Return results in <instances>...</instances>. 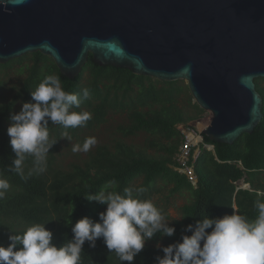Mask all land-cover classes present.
<instances>
[{"label": "trees", "instance_id": "obj_1", "mask_svg": "<svg viewBox=\"0 0 264 264\" xmlns=\"http://www.w3.org/2000/svg\"><path fill=\"white\" fill-rule=\"evenodd\" d=\"M24 56L0 63V68H7L14 61H21ZM32 65L23 79L18 95L23 94V103L31 102V92L47 75L59 77L62 87L67 92L77 93L81 103L91 112V119L86 125H92L104 120L110 109L125 111L128 122L118 127L124 136L135 135L140 131L157 135L166 140L161 145L158 155H151L124 140H117L112 147L98 145L91 151L83 163H72L67 170L54 166L51 161L56 141L65 129L63 126L48 122L49 132L54 133L51 141H55L47 155L46 170L33 171V157L26 155L22 168V178L14 170V153L5 133L3 121L14 104V99L0 103V177H4L10 188L0 199V245L7 247L11 241L10 235L21 234L8 226L6 217L19 218L32 225L44 224L53 235L52 243L57 247L72 239L71 231L80 218L88 217L98 222V214L105 211L106 205L95 201H88L87 194H96L109 181H115V190L123 194L126 187L132 188V181L142 176L139 187L150 188L157 180H164L172 184V190L188 189L193 199L180 206L181 219L174 224L175 232L165 236L163 246L145 244L143 250L134 257L132 264H155L157 256L162 257V247L175 242H181L185 226L195 224L207 218H222L237 212L254 219L257 215L254 202L258 198L256 190L264 192V86L255 79L256 88L263 98L262 118L252 132L242 133L233 143H222L210 140L205 134L204 142L212 144L214 150L203 149L194 163L197 177L196 185L188 181L187 177L174 169L175 154L181 142V131L177 125L197 117V114L186 115L176 106L175 94L181 91V86L175 81H160L169 85V89L157 90L153 86L152 78L134 74L125 67L111 64L95 63L89 54L87 62L75 78H68L59 72L53 59L40 52L31 53ZM156 81H159L155 79ZM186 89L187 84L185 85ZM138 93L135 98L132 93ZM90 90V97L83 98V90ZM164 95H158V93ZM160 101V107L143 110L140 105H148V101ZM197 111L202 109L193 104ZM74 111L79 112L74 107ZM32 175H28L29 172ZM244 178L250 183L252 190L237 188L235 182ZM143 198V194L140 197ZM264 199V197H261ZM236 204V211L233 204ZM210 231V230H209ZM158 237L161 233H156ZM18 247H20L18 245ZM81 264H129L120 261L117 255L110 252L98 238L95 247H89L85 241L82 246Z\"/></svg>", "mask_w": 264, "mask_h": 264}, {"label": "water", "instance_id": "obj_2", "mask_svg": "<svg viewBox=\"0 0 264 264\" xmlns=\"http://www.w3.org/2000/svg\"><path fill=\"white\" fill-rule=\"evenodd\" d=\"M37 51L71 79L91 54L184 80L212 114L202 132L216 142L233 143L262 118L264 0H0V63Z\"/></svg>", "mask_w": 264, "mask_h": 264}, {"label": "clouds", "instance_id": "obj_3", "mask_svg": "<svg viewBox=\"0 0 264 264\" xmlns=\"http://www.w3.org/2000/svg\"><path fill=\"white\" fill-rule=\"evenodd\" d=\"M31 97L35 102L22 103L20 111L10 116L7 128L15 157L12 170L22 178L26 155L34 158L33 171L46 170L47 155L55 143L49 137V120L68 129L84 126L91 119L89 112L70 110L79 108L81 99L77 93L65 91L56 75L45 76ZM89 97L90 90L84 89L83 98ZM64 135L67 137V132ZM96 143L94 137L86 138L73 151L87 152ZM115 187L116 182L109 181L98 193L85 196L90 202L106 205L105 211L98 214V222L80 218L72 225V239L59 247L52 243L53 235L44 224L34 223L21 234L10 235L7 247L0 245V264H81L85 241L95 247L98 238H103L106 248L121 262L132 264L156 233L169 237L174 234L175 228L165 222L162 210L150 199L140 198L146 191L144 187H126L123 194ZM9 188V182L0 178V199ZM256 196L254 219L233 212L222 218L205 217L195 226L188 224L184 231L192 234L162 247L163 256H157L155 264H264V192L256 190Z\"/></svg>", "mask_w": 264, "mask_h": 264}, {"label": "rangeland", "instance_id": "obj_4", "mask_svg": "<svg viewBox=\"0 0 264 264\" xmlns=\"http://www.w3.org/2000/svg\"><path fill=\"white\" fill-rule=\"evenodd\" d=\"M21 61H14L7 68H0V103L14 99V104L11 107L10 112L3 121L5 133L7 135V128L10 125V116L14 113H18L23 103V94L18 95V91L23 84V79L28 74V67L32 65L31 53L23 55ZM152 78V83L155 89H169V85L156 81V78ZM158 80V79H157ZM177 84L181 86V91L175 94V104L186 115L197 114V117L188 121L186 124H191L197 130H203L211 120L212 114L209 111L201 110L197 111L194 107V101L192 99L189 89H186V82L184 80H177ZM260 85L264 86V82L260 80ZM138 93V89L135 87L131 94L133 98ZM162 95L160 92L158 95ZM32 100L30 103H34ZM148 105H140L143 110L159 108L160 101H148ZM79 112L91 113L86 105L80 104ZM74 111V107L70 109ZM128 122L127 114L125 111L118 109H110L104 120L92 125H84L74 130H64L61 132L59 139L56 141V148L53 151V158L51 161L54 166L67 170L72 163H83L87 159L89 153L93 151L98 145H107L112 147L117 140H124L130 144L136 150L144 151L151 155L160 154L161 145L166 143V140L154 134H150L144 131H140L135 135L124 136L119 131L118 127ZM180 128L185 127L183 124L179 125ZM67 132V137L64 133ZM8 139L9 136L7 135ZM50 140L54 137V133L49 132ZM94 137L97 143L92 146L89 151H73L75 145H81L86 138ZM264 176V173L262 174ZM4 178V177H0ZM5 179V178H4ZM143 178L139 176L132 181V188L139 187L142 184ZM244 178L235 182L237 188L248 189L244 186ZM262 192V191H261ZM193 199L191 192L188 189H180L178 191L172 190V184L166 183L164 180H157L147 188L143 193L142 199H150L156 207L162 210V213L166 216V223L174 227L176 221L181 219L180 206ZM236 211V204H233ZM5 223L16 231L25 230L29 224L26 221L19 218L6 217ZM165 236L154 235L151 239L147 240L145 244L151 246H163L165 244Z\"/></svg>", "mask_w": 264, "mask_h": 264}, {"label": "built area", "instance_id": "obj_5", "mask_svg": "<svg viewBox=\"0 0 264 264\" xmlns=\"http://www.w3.org/2000/svg\"><path fill=\"white\" fill-rule=\"evenodd\" d=\"M183 124L185 127L180 128ZM178 124L181 131V142L178 151L175 154L176 165L174 169L183 173L188 181L193 185L197 183V177L194 172V163L203 149H210L211 146L204 142L203 130H197L191 124Z\"/></svg>", "mask_w": 264, "mask_h": 264}, {"label": "flooded vegetation", "instance_id": "obj_6", "mask_svg": "<svg viewBox=\"0 0 264 264\" xmlns=\"http://www.w3.org/2000/svg\"><path fill=\"white\" fill-rule=\"evenodd\" d=\"M209 145H212V144H209Z\"/></svg>", "mask_w": 264, "mask_h": 264}]
</instances>
